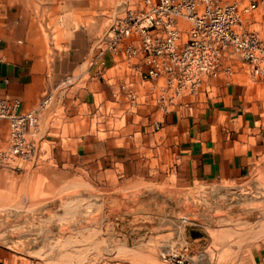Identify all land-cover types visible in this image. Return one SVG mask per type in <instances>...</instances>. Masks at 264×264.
Instances as JSON below:
<instances>
[{
    "label": "crops",
    "instance_id": "obj_1",
    "mask_svg": "<svg viewBox=\"0 0 264 264\" xmlns=\"http://www.w3.org/2000/svg\"><path fill=\"white\" fill-rule=\"evenodd\" d=\"M92 1L0 0V98L28 110L52 92L39 119V157L104 180L129 174L141 149H162L200 182L264 181V103L256 92L233 79L162 111L150 82L123 77L109 61L96 75L88 64L96 36L90 11L75 10L76 2ZM6 138L2 120L0 149ZM251 260L264 264V246Z\"/></svg>",
    "mask_w": 264,
    "mask_h": 264
},
{
    "label": "rangeland",
    "instance_id": "obj_2",
    "mask_svg": "<svg viewBox=\"0 0 264 264\" xmlns=\"http://www.w3.org/2000/svg\"><path fill=\"white\" fill-rule=\"evenodd\" d=\"M122 1L75 3L89 8L93 40ZM247 21L264 39V5ZM259 79L234 75L264 103ZM39 155L0 167V264H252L264 246L260 179L200 182L162 149H141L129 174L104 180Z\"/></svg>",
    "mask_w": 264,
    "mask_h": 264
},
{
    "label": "built area",
    "instance_id": "obj_3",
    "mask_svg": "<svg viewBox=\"0 0 264 264\" xmlns=\"http://www.w3.org/2000/svg\"><path fill=\"white\" fill-rule=\"evenodd\" d=\"M261 4L264 0H123L91 43L89 67L101 75L109 61L123 77L150 82L152 100L162 111L188 106L212 87L232 83L237 73L264 76V39L246 26ZM128 96L134 99L130 91ZM51 99L46 92L23 110L20 100L0 98V121L7 123L0 167L35 158L41 149L39 119Z\"/></svg>",
    "mask_w": 264,
    "mask_h": 264
}]
</instances>
